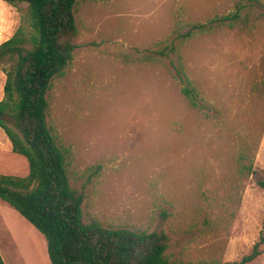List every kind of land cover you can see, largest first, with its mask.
Masks as SVG:
<instances>
[{
    "label": "rangeland",
    "instance_id": "1",
    "mask_svg": "<svg viewBox=\"0 0 264 264\" xmlns=\"http://www.w3.org/2000/svg\"><path fill=\"white\" fill-rule=\"evenodd\" d=\"M77 0L75 50L47 92L84 220L162 231L176 262L264 264V0ZM244 4L233 23H209ZM27 4L0 0V43ZM204 24L202 30L195 25ZM190 33V34H189ZM173 43L175 52L159 50ZM180 64L199 105L183 95ZM5 74L0 69V99ZM0 128V174L26 176ZM260 182H263L261 184ZM5 264H51L45 237L0 200Z\"/></svg>",
    "mask_w": 264,
    "mask_h": 264
},
{
    "label": "trees",
    "instance_id": "2",
    "mask_svg": "<svg viewBox=\"0 0 264 264\" xmlns=\"http://www.w3.org/2000/svg\"><path fill=\"white\" fill-rule=\"evenodd\" d=\"M3 1L27 4L19 27L0 43V69L5 74L0 128L12 151L26 158L29 172L26 176L0 174V200L45 237L51 264H210L170 260L162 231L106 227L95 219L84 220V193L70 184L67 149L58 143L47 122V92L53 81L64 75L76 47L77 0ZM248 1L250 5H262L259 0ZM243 7L239 3L233 12L216 16L209 23L236 22ZM194 27L202 30L204 24ZM175 51L170 42L158 52L170 56ZM176 71L183 95L197 107V91L181 64ZM259 244L254 245L252 253L225 264L251 261L260 253ZM0 264H5L1 256Z\"/></svg>",
    "mask_w": 264,
    "mask_h": 264
}]
</instances>
